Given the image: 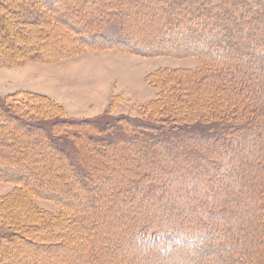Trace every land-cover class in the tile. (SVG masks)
<instances>
[{
  "label": "rangeland",
  "instance_id": "rangeland-1",
  "mask_svg": "<svg viewBox=\"0 0 264 264\" xmlns=\"http://www.w3.org/2000/svg\"><path fill=\"white\" fill-rule=\"evenodd\" d=\"M141 1L125 7L126 0H0V104L33 122H50L49 133L66 150L0 111V156L6 154L26 174L21 180L0 175V231L25 224L27 238L53 245L48 250L2 239L0 264H264V210L255 207H264V192L262 200L256 193L264 189V125L237 134L230 130L217 139L205 137L201 125L224 117L226 123L244 125L253 117L252 107L254 116L264 119L263 69L239 34L250 26L253 0H212L213 6L211 0ZM221 2H239L243 10ZM188 4L237 20L240 29L227 42L225 60L196 51L201 46L189 39L170 46L156 38L166 30L163 18L172 11L180 15ZM63 11L72 13L80 27L94 24L110 40L122 38V28L130 29L147 50L89 44ZM16 53L22 58H8ZM237 79L254 83L256 90L240 93L234 89L240 86ZM98 116L97 124L112 123L107 136L127 140L108 145L90 123ZM142 118L159 131L139 125ZM132 134L154 144L141 151V139L128 140ZM190 148L227 159L219 169L229 175L228 188L217 178L206 183L212 169L194 163ZM81 162L94 171L100 188L84 184L90 173L81 177L74 171L73 163ZM140 171L148 175L128 195L121 186ZM118 188L125 199L113 196ZM146 222L211 226L205 227L204 245L163 256L139 244L135 233Z\"/></svg>",
  "mask_w": 264,
  "mask_h": 264
},
{
  "label": "trees",
  "instance_id": "trees-1",
  "mask_svg": "<svg viewBox=\"0 0 264 264\" xmlns=\"http://www.w3.org/2000/svg\"><path fill=\"white\" fill-rule=\"evenodd\" d=\"M51 1H53V0H51ZM126 1H127V3H126L125 7H128L129 3L137 4L138 2H142L141 0H126ZM163 1L164 0H151L150 5L152 3L153 4L159 3V2L161 3ZM174 2L175 1L172 0L173 5L175 4ZM252 2L249 5V6H251L250 9L251 8L254 9L255 7H256V9L253 10L251 12V14H249L250 16H249L248 20L251 22L250 26L247 28L241 26L243 30L240 31L239 34H242V37L245 40V43H243V45H244V48H246V51L250 52L251 55L254 54L252 56H256V55L258 56L255 58L258 59L259 65L263 69L262 72L264 74V33H263L264 24H262L261 26H258L259 25L258 23L260 21L264 22V14L259 12V10L264 9V0H253ZM210 4H211V6H213L214 2L210 3ZM210 4H208V6ZM221 4L223 6H228V8L230 10L236 11L237 9L236 10L234 9L235 6H239V8H238L239 11L243 10V8H242L243 4H241L239 2L232 4V6L230 5L231 7L228 5V3L226 4L225 2L224 3L221 2ZM71 7L72 8H70V9H74V6H71ZM258 13H260V14H258ZM247 14L248 13H245L243 15H247ZM72 15L73 14L69 13L68 11H65V12L63 11L61 13V16L63 18H65L66 22L69 25L78 26L77 33L81 37H83V39L87 40L86 42L89 44L97 45V44H101V43H114V44H119V45L126 46V47L136 48L139 50H147V48L144 47V45H142L139 41H135L136 38L132 34L130 29L126 30L125 28H122V38H119L117 40H110L94 24L90 25L88 28L80 27L79 26L80 24L78 23L77 19L72 17ZM12 16H13V14H12ZM11 17H9V20L13 21L12 20L13 18H11ZM244 17H246V16H244ZM35 21H36L35 18L32 19L33 23H35ZM12 23H10V25L15 27L13 25L14 23L13 24ZM161 26H164V28L166 30H164L162 32V34L161 33H160V35L158 34L157 35L158 37H156L157 39H163L164 38V40H166L170 46H172L173 44H177L180 41L183 42V41L189 39L190 43H194V44H196V46L197 45L201 46V48L204 50L203 51L202 49H197L196 51H198L200 53H207L208 55H210V57H212L213 59H216V60H221V59H224L227 57V55H228L227 53L230 51L229 44H227V42H230V40L232 39V37L234 35L237 36L238 34L235 31H239L238 29H240L239 25L237 24V20H235L233 18L224 17L221 14H216V13L210 14L206 10L201 9V8H199V10L194 9L191 7L190 4L187 5V8H185L184 10L181 11L180 15L174 11H172V13L168 14V16L166 18H163ZM172 28L176 31V33L172 32L173 31V30H171ZM89 37H90V39H89ZM158 48H161V47H158ZM165 49L171 50L172 47H165ZM8 58L10 60L13 59L15 61L18 58H22V56L20 57V55L18 53H16V54L8 55ZM237 80H238L240 86H238V88H237L234 85V89H238V91H240V93L243 91H246L249 93V91L250 92L255 91L257 88V87L255 88L254 83H253V85L251 83H247L246 79H237ZM261 90H259L257 92V94L260 93ZM247 102L250 104L249 100ZM249 104H248V106H249ZM12 105H14V104L12 103ZM6 106L8 107L9 105H5V107H4L2 104H0V111L2 110L3 113L5 112V114H7L9 117H11L12 120H14L16 122V124H18L22 127H26L27 129H30V130L36 129V130H39L43 133H46L48 135V138H49L48 140L52 143H55L56 146L58 148H60V150L63 153H66V150H64V148L59 144L57 138L52 136L49 133V130L53 128V125L50 122L44 121V120L42 121V123L41 122H39V123L33 122V121L28 120L24 117H21L20 115H18L16 113L8 112L6 110V108H7ZM252 110H253V112H252L253 117L251 119L247 120V123L244 124L245 126L242 124H236L235 122H229V123L227 122L226 123L227 118L224 117L225 120L224 119L222 120L220 118L218 120H212L211 122L208 121V122L201 123V125H204V127H206V128H203L204 132L202 134L205 137H211L213 139H217L219 136L224 135V133L226 134V133L231 132V131L235 132V133L236 132L240 133V132H242V130H244V129L246 130V127H248L251 130V128H253L254 126L264 125V119L262 120V118H256V116H254L256 109L254 107H252ZM174 111H176V109ZM216 111L214 112L215 115L217 113H219V110L217 112ZM99 118H100V116L96 117L95 120L94 119L90 120V123L92 125L98 127L99 131H101L102 134H104V136L103 135L102 136L104 137V139L109 141L108 145H110L111 143L115 144L118 141L127 140V139H120V138H118V139L112 138L111 139L109 136H107V134H112V131L108 127L112 123L107 122V123L99 125V124H97V120ZM141 120L142 121L139 122V125L152 128L153 130L157 129L159 131L160 127L157 124L152 125L151 123H149L148 118H142ZM206 120H208L207 116H206ZM250 120H252V121H250ZM75 122L77 123V121H75ZM127 122L136 124V126H137V122H135L134 119H132V118H127ZM187 124H189V123H187ZM217 126L220 128L219 129L220 132H216V133L209 132L210 131L209 128L217 127ZM60 136H62V135H60ZM150 137L151 136H149L148 138H150ZM98 139H103V138L99 137ZM131 139L132 140L133 139H141L142 140L143 143H142V145H140L141 151H144V148H146V147L148 148V146H150L151 144H154V142L153 143L152 142H146V140H144V138H142L141 135H136V134L129 135L128 140L130 141ZM189 150H190V152H189ZM198 150L199 149H197V148H190V149H188V154L190 153L194 156V158H192L194 163L203 164L204 169L208 168V167H210L212 169L211 170L212 175L211 176L208 175V178H210V177L211 178L210 179L206 178V180H205L206 183L210 184V183L215 181L213 179L217 178V184L218 185L222 186V188H225V189L228 188L227 185L230 184L229 175L224 176L223 172H222V174H220L221 171L219 169L221 163H223L222 165L227 163L226 162L227 159H225V161L222 162V161H219V159H217V157L214 154L207 153L205 151H198ZM183 151L185 152V150H183ZM5 155L0 156V175L5 177V178L16 179V180L17 179L21 180L22 177H25L26 174L23 173V171L20 168H17L14 165L12 166V163L9 160L5 159L6 158ZM17 158H19V157H17ZM20 161H22V159L19 158L18 162H20ZM84 164L85 163H82V162H81V165L73 163L72 167L74 168L75 172H78V174H80L81 177L83 176V172L90 173L89 175H90L91 180H89V183H88V180L86 181V179L83 178V182L86 186L90 187V185H91V189H93L94 187L100 188V186H99L100 182L94 180L95 179L94 178V171L90 170V168H88V167H85ZM230 171L232 172V168ZM147 175L148 174L146 172L140 171V173L138 174V177L136 179H132L129 183H127L126 186L122 185L121 189L122 190L126 189L127 194L130 195L131 191L134 189V187H137L138 185H140L141 178H145ZM72 181L75 182L74 179H72ZM70 182L71 181L68 182L69 188L70 187L74 188L71 186ZM153 183L158 184L157 178L154 179ZM260 184L264 186V182H261ZM148 192H152V190L150 191V189H148ZM263 192H264V189H262L261 187L257 189V192H256L258 194L257 197L260 196L258 200H260V199L262 200V197H263L262 193ZM121 193L122 192L120 191V188H118L117 191L113 192V196L116 198L118 196V198L121 197L122 199H125V195H121ZM201 198L203 199V196ZM221 198H223V195L221 196ZM114 199L115 198H113V200ZM213 204L214 203L212 202L211 205L213 206ZM255 207L258 211L264 210V207H262L261 205H256ZM263 215H264V213H263ZM212 216L213 215H211L210 213L207 214L208 218H212ZM219 216H220V214H219ZM221 217H222V219L224 218V216H220V218ZM197 223L198 222H195L192 224L189 223V224L185 225V224H182V222H180V223L173 225V226L166 225V224L163 226V223H160V224L158 223V225H156L155 227H152L151 222H148V223L146 222V224H144V225L142 224V225H140V227H138L135 234H136L137 240L139 241V244L143 248H145V249L148 247L149 248H155L163 256H169V255L172 256L173 251H175V250L177 251L178 249L180 250V249H185L188 247L191 248L193 246H196V244H199L200 246L204 245V240H206V238L208 237V235L206 234V231H205V227L207 225L208 226H211V225L209 223L208 224L206 223L205 225H202L201 223H199V224H197ZM137 224H139V223H137ZM136 225H134V226H136ZM24 227L27 228L28 226L25 224H21L18 226L11 225V226L7 227L6 231H0V240H2V239H6L9 241H14V240L23 241V240H25L29 244L32 243L35 246H43V247L47 248L48 250L50 249V247L52 248L53 245H51L49 243H44V244L43 243H37V241H34V240L27 238L25 235L26 233L22 232L25 229ZM131 230H133V228ZM32 244H31V246H32ZM29 248H31V247H29ZM200 248L202 249V247H200ZM202 252H205V251L203 250ZM12 253L16 254V250L12 251ZM12 255H14V254H12ZM24 264H26V263H24Z\"/></svg>",
  "mask_w": 264,
  "mask_h": 264
}]
</instances>
